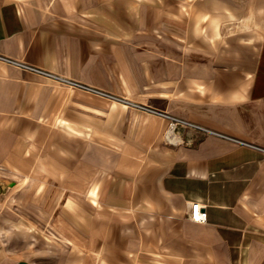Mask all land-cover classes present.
I'll return each instance as SVG.
<instances>
[{
	"label": "crops",
	"instance_id": "crops-1",
	"mask_svg": "<svg viewBox=\"0 0 264 264\" xmlns=\"http://www.w3.org/2000/svg\"><path fill=\"white\" fill-rule=\"evenodd\" d=\"M0 57L95 89L0 60V264H264V0H0Z\"/></svg>",
	"mask_w": 264,
	"mask_h": 264
},
{
	"label": "built area",
	"instance_id": "built-area-1",
	"mask_svg": "<svg viewBox=\"0 0 264 264\" xmlns=\"http://www.w3.org/2000/svg\"><path fill=\"white\" fill-rule=\"evenodd\" d=\"M0 60L5 61V62L10 63V64L17 65L19 67H22L23 69H27V70L39 73V74H41V75H43V76H45V77H47L49 79L56 80V81H61V82H66V83H69V84L74 85L76 87L83 88L81 85L65 81L64 79H62V78H60V77H58V76H56L54 74L48 73L46 71L35 69L33 67H29V66L23 65L21 63H18L16 61H12L10 59H6L4 57H0ZM130 105H133V104L130 103ZM133 106H135V105H133ZM136 107L139 108V109L146 110L148 112L155 113V114L161 116L163 119L166 120L167 126H166V129H165L164 135H163V140H164V143L167 144V145L177 146V145L181 144L182 139H181V136H180V132H182L185 129H194V130H197V131H202L204 133H209V134H215V135H218V136H222V135H220V134H218V133H216L214 131H210L208 129H205V128H203V127H201L199 125H196V124H194V123H192L190 121H187L185 119L178 118V117L166 114V113L158 112V111L152 110L150 108L139 106V105H136ZM230 140H234V139H230ZM189 217H190V219L192 221H194L196 223H204V222H206L207 221L206 207H204L199 202L192 203L190 205V216Z\"/></svg>",
	"mask_w": 264,
	"mask_h": 264
},
{
	"label": "rangeland",
	"instance_id": "rangeland-1",
	"mask_svg": "<svg viewBox=\"0 0 264 264\" xmlns=\"http://www.w3.org/2000/svg\"><path fill=\"white\" fill-rule=\"evenodd\" d=\"M78 85H81L82 87H84V88H82V89H85L86 88V90L87 89H92L91 87H89V86H87V85H84V84H81V83H77ZM79 89V88H78ZM92 90H95V89H92ZM106 94H108L109 96H112V97H115L113 94H110V93H106ZM126 105V104H125Z\"/></svg>",
	"mask_w": 264,
	"mask_h": 264
}]
</instances>
